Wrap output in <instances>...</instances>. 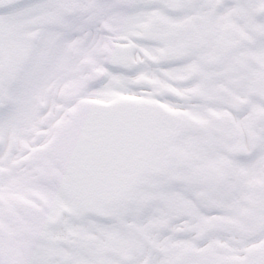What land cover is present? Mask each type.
<instances>
[{
  "label": "snow or ice",
  "instance_id": "obj_1",
  "mask_svg": "<svg viewBox=\"0 0 264 264\" xmlns=\"http://www.w3.org/2000/svg\"><path fill=\"white\" fill-rule=\"evenodd\" d=\"M0 264H264V0H0Z\"/></svg>",
  "mask_w": 264,
  "mask_h": 264
}]
</instances>
